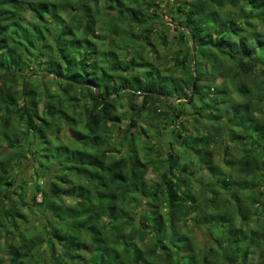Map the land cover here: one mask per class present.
I'll use <instances>...</instances> for the list:
<instances>
[{
    "label": "trees",
    "instance_id": "16d2710c",
    "mask_svg": "<svg viewBox=\"0 0 264 264\" xmlns=\"http://www.w3.org/2000/svg\"><path fill=\"white\" fill-rule=\"evenodd\" d=\"M167 1L0 0V264H264V0Z\"/></svg>",
    "mask_w": 264,
    "mask_h": 264
},
{
    "label": "rangeland",
    "instance_id": "374dc122",
    "mask_svg": "<svg viewBox=\"0 0 264 264\" xmlns=\"http://www.w3.org/2000/svg\"><path fill=\"white\" fill-rule=\"evenodd\" d=\"M167 10V7L164 8V11ZM170 54H172V52H169ZM32 70V69H30ZM29 70V71H30ZM55 82H51L49 83V85L51 86V88H55L56 85ZM45 86H43L42 84H37L36 85V90H42L44 89ZM40 109H42V104H40ZM183 119L185 121H187V117L184 115ZM13 123H17V117L15 116V118L13 117L12 119ZM1 128V125H0ZM25 132V130H24ZM32 135V134H30ZM154 136V135H153ZM30 140H34L32 136L29 137ZM61 140L63 143L69 144L70 143V138L67 136V133H62L61 135ZM43 144V143H42ZM36 146H33V148H35ZM27 149V146L25 147ZM37 148V147H36ZM38 148L43 150V145H39ZM51 148H53L51 146ZM56 148V146H55ZM57 150V148H56ZM33 151V150H32ZM219 154L222 155L224 154V152L222 150ZM26 152V151H24ZM40 153L44 154V151H40ZM43 156V155H41ZM42 160H40L39 157V161L36 160V168L39 167L40 163H45L46 165H52L55 162V159L50 157L48 160L45 157H41ZM15 168L13 171V174H15V178H17L16 184H23V182L26 183L27 189H26V196H25V200L26 202H28V204L30 205V207L28 208H24L23 207V211L26 213V220H28V225H31L32 227H37L40 228V224L43 222H46V214L48 215L49 213L46 211V209L44 208H37V206H34V194H35V185H36V181L35 178L37 177V174L35 172V168H34V160L32 159L31 155L28 154L27 158L24 159L23 161H19L17 158L15 159ZM53 167L55 165H52ZM148 178L150 180H155L157 178V175L155 174V172H152L150 170L149 174H148ZM48 182L51 179V175H48ZM42 183L43 181H46L44 179L40 180ZM45 185H47V181L46 183H44ZM3 192V191H2ZM0 192V193H2ZM18 196V195H17ZM16 198V195H15ZM41 194H39L37 196V202L41 201ZM7 202H5V207H9L10 206V201L6 200ZM7 219V217H5ZM206 226H202L199 230H197L195 232V236L197 237L196 239V246L199 247L200 249H206L208 248V246L210 245V243L208 242V238H209V231L207 229H205ZM39 232L37 229H35V232L33 231H29V233H36ZM4 234V233H3ZM12 242L11 238L8 236L7 238L4 237L3 240L0 241V255H3L5 257H8V251L6 249V245L10 244ZM9 258V257H8ZM251 258L256 261L257 260V255L253 254L251 256Z\"/></svg>",
    "mask_w": 264,
    "mask_h": 264
},
{
    "label": "water",
    "instance_id": "95a60500",
    "mask_svg": "<svg viewBox=\"0 0 264 264\" xmlns=\"http://www.w3.org/2000/svg\"><path fill=\"white\" fill-rule=\"evenodd\" d=\"M170 1H171V0H168V1H167L166 6H168V4L170 3ZM192 49H193V54L195 55V54H196V44H195L194 41L192 42ZM194 73H196L195 70H194ZM195 77H196V75H195ZM195 79H196V78L193 79V83L195 82Z\"/></svg>",
    "mask_w": 264,
    "mask_h": 264
}]
</instances>
